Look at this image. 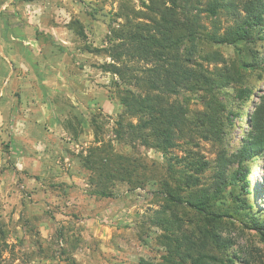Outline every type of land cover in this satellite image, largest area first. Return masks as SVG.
<instances>
[{
	"label": "rangeland",
	"instance_id": "1",
	"mask_svg": "<svg viewBox=\"0 0 264 264\" xmlns=\"http://www.w3.org/2000/svg\"><path fill=\"white\" fill-rule=\"evenodd\" d=\"M143 2L0 0V264H68L67 258L75 264H157L166 251L165 235L141 222L159 208L158 192L170 194L171 189L161 180L134 191L118 183L115 197L96 198L88 194L89 172L81 163L95 144L93 120L100 138L131 153L113 141L114 124L123 113L120 82L101 69L110 59L87 48H105L109 28L120 22V8L144 10ZM201 22L212 29L210 18L203 16ZM219 23L229 25L226 16ZM254 38L247 48L262 54L258 48L264 41ZM204 48L219 51L229 63L238 59L234 46ZM241 87L249 91L245 101H238L234 86L225 90L233 115L222 144L196 137L173 154L192 148L214 167L222 147L229 154L237 151L264 91V70L247 73ZM179 98L187 100L191 116L203 110L194 91ZM141 153L156 162V174L163 177L169 157L154 150ZM248 167L247 180L259 194L242 199L264 209V149ZM238 193L229 188L221 206L233 208ZM246 214L243 209L230 230L236 244L226 252L228 264H264V242L249 229Z\"/></svg>",
	"mask_w": 264,
	"mask_h": 264
},
{
	"label": "trees",
	"instance_id": "2",
	"mask_svg": "<svg viewBox=\"0 0 264 264\" xmlns=\"http://www.w3.org/2000/svg\"><path fill=\"white\" fill-rule=\"evenodd\" d=\"M143 4L144 10L121 7L120 22L109 28L107 46L87 48L110 59L101 69L120 82L117 97L123 113L114 124L113 141L131 150L124 154L112 140L100 138L101 128L93 120L95 144L81 157L89 172L88 194L108 199L115 197L118 183L134 191L161 180L172 192H158L159 208L141 222L167 238V249L157 264H228L226 252L236 244L230 230L243 209L249 229L264 242L260 218L264 209L242 199L259 194L247 176L248 163L264 149V91L254 105L242 146L231 154L222 147L214 167L192 148H183L181 156L173 152L196 137L222 144L233 115L223 98L225 90L234 86L238 101H245L249 93L241 87L245 75L264 70V47L258 48L262 54L256 47L247 48L256 42L254 37L264 41V0H145ZM203 16L212 20L211 30L201 22ZM220 16L229 21L225 28ZM76 29L83 35V28ZM220 45L234 46L237 61L229 63L219 51L204 48ZM189 91L198 94L203 105L193 116L187 100L179 98ZM141 149L169 157L163 177ZM234 187L239 189L234 207L223 208L221 201ZM67 262L75 264L71 258Z\"/></svg>",
	"mask_w": 264,
	"mask_h": 264
}]
</instances>
